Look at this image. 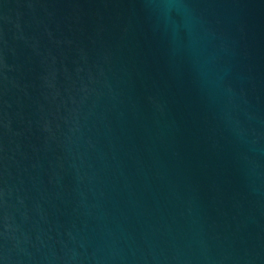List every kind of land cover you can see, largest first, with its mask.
<instances>
[{
    "label": "water",
    "instance_id": "obj_1",
    "mask_svg": "<svg viewBox=\"0 0 264 264\" xmlns=\"http://www.w3.org/2000/svg\"><path fill=\"white\" fill-rule=\"evenodd\" d=\"M0 264H264V0H0Z\"/></svg>",
    "mask_w": 264,
    "mask_h": 264
}]
</instances>
